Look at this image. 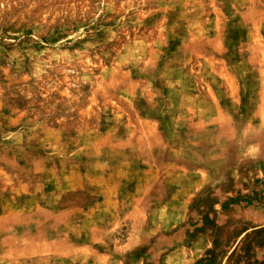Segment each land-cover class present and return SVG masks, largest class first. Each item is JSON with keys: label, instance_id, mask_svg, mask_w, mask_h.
I'll return each mask as SVG.
<instances>
[{"label": "rangeland", "instance_id": "374dc122", "mask_svg": "<svg viewBox=\"0 0 264 264\" xmlns=\"http://www.w3.org/2000/svg\"><path fill=\"white\" fill-rule=\"evenodd\" d=\"M0 264H264V0H0Z\"/></svg>", "mask_w": 264, "mask_h": 264}]
</instances>
